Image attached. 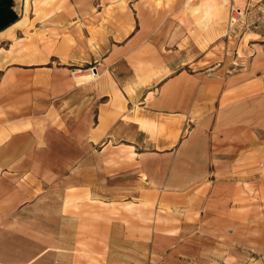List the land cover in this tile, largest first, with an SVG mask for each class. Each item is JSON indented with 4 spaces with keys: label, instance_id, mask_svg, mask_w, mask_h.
Here are the masks:
<instances>
[{
    "label": "crops",
    "instance_id": "1",
    "mask_svg": "<svg viewBox=\"0 0 264 264\" xmlns=\"http://www.w3.org/2000/svg\"><path fill=\"white\" fill-rule=\"evenodd\" d=\"M22 1L0 0V43ZM77 47L0 77V264L264 262V53L165 74L125 43L78 76Z\"/></svg>",
    "mask_w": 264,
    "mask_h": 264
},
{
    "label": "rangeland",
    "instance_id": "2",
    "mask_svg": "<svg viewBox=\"0 0 264 264\" xmlns=\"http://www.w3.org/2000/svg\"><path fill=\"white\" fill-rule=\"evenodd\" d=\"M20 7L27 25L2 38L9 41L0 43V77L42 53L66 61L82 44L91 62L76 68L78 76L97 74L109 51L125 43L137 46L139 60L154 50L167 56L172 66L165 74L181 68L230 75L246 71L264 53V0H23ZM79 54L76 59L87 55ZM178 61L186 65L175 66ZM148 70L137 66L140 73Z\"/></svg>",
    "mask_w": 264,
    "mask_h": 264
},
{
    "label": "bare ground",
    "instance_id": "3",
    "mask_svg": "<svg viewBox=\"0 0 264 264\" xmlns=\"http://www.w3.org/2000/svg\"><path fill=\"white\" fill-rule=\"evenodd\" d=\"M237 15H240V13H237ZM234 18H235V17H233V19H232L231 21H233V20H234ZM90 71H91V70H90ZM91 72L93 73V71H91ZM93 74H94V73H93Z\"/></svg>",
    "mask_w": 264,
    "mask_h": 264
}]
</instances>
